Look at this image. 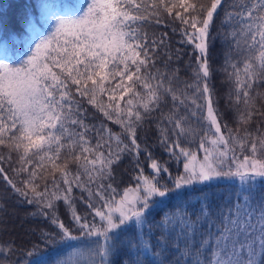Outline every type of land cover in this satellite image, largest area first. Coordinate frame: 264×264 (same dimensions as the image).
<instances>
[{"label":"snow or ice","instance_id":"snow-or-ice-1","mask_svg":"<svg viewBox=\"0 0 264 264\" xmlns=\"http://www.w3.org/2000/svg\"><path fill=\"white\" fill-rule=\"evenodd\" d=\"M53 7L0 42V213L45 225L0 264H264V0Z\"/></svg>","mask_w":264,"mask_h":264},{"label":"trees","instance_id":"trees-1","mask_svg":"<svg viewBox=\"0 0 264 264\" xmlns=\"http://www.w3.org/2000/svg\"><path fill=\"white\" fill-rule=\"evenodd\" d=\"M38 2L39 0H0V15H2V18L5 21V27L0 30V42H4L8 45L7 54L10 58L19 55L20 50H27L23 43L25 33L21 31L19 25L14 21L19 20L25 9L34 13L38 12ZM47 2L54 6L53 11H59L61 7L64 6L70 7L81 3L80 0H47ZM173 39H175V37H173ZM185 50L190 51V49ZM214 59L217 67H219L222 62V46L219 42L217 43ZM222 81V75L217 74L214 82L220 96H223L225 92ZM221 105H223V100H221ZM163 159H167V157L164 156ZM125 167H127V165H125ZM0 191H2V186H0ZM61 211L63 212L64 209ZM7 212L13 214L9 217L4 215V213H0V217H3V219L8 221L9 232H13L16 235L25 236V233L33 228L45 227L44 224L29 217L26 210L22 207H12L9 205L7 207ZM157 219H159V216H157ZM25 238L27 237L25 236ZM57 251L58 250H51V254L55 256ZM64 258H67V253L64 254ZM80 259L82 260L83 258Z\"/></svg>","mask_w":264,"mask_h":264},{"label":"rangeland","instance_id":"rangeland-1","mask_svg":"<svg viewBox=\"0 0 264 264\" xmlns=\"http://www.w3.org/2000/svg\"><path fill=\"white\" fill-rule=\"evenodd\" d=\"M81 1V3H83L84 2V0H80Z\"/></svg>","mask_w":264,"mask_h":264}]
</instances>
